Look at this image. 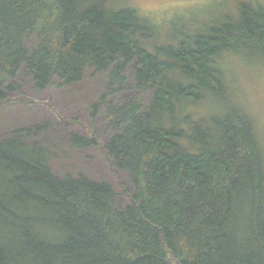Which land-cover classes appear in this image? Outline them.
<instances>
[{
	"label": "trees",
	"instance_id": "1",
	"mask_svg": "<svg viewBox=\"0 0 264 264\" xmlns=\"http://www.w3.org/2000/svg\"><path fill=\"white\" fill-rule=\"evenodd\" d=\"M122 4L0 0V106L36 103L21 77L37 91L104 77L106 145L69 140L132 186L57 174L50 122L17 127L0 139V264H264V142L224 68L264 61V3L164 43Z\"/></svg>",
	"mask_w": 264,
	"mask_h": 264
},
{
	"label": "rangeland",
	"instance_id": "2",
	"mask_svg": "<svg viewBox=\"0 0 264 264\" xmlns=\"http://www.w3.org/2000/svg\"><path fill=\"white\" fill-rule=\"evenodd\" d=\"M122 5L138 11L157 26V38L175 35L189 37L208 31L226 19L238 18L242 2L264 3V0H119ZM163 40V41H162ZM170 41L174 42L173 39ZM176 41V40H175ZM248 57L229 55L224 65L228 82L236 92L239 102L247 108L257 122L264 142V61L251 62ZM104 77H87L83 84L73 88L59 85L37 91L30 81L21 77L22 92L33 98V105L17 103L0 106V139L9 136L21 126L40 125L49 121L52 128L48 136L54 146L52 167L59 175L85 174L94 180H106L121 194L123 184L132 191L127 175L108 162L98 146L76 148L69 140L74 133L85 139L93 134L101 145L108 140L106 118L100 113L95 119L92 106L103 90ZM77 120L80 124L66 125L61 119ZM126 204L125 196H120Z\"/></svg>",
	"mask_w": 264,
	"mask_h": 264
}]
</instances>
